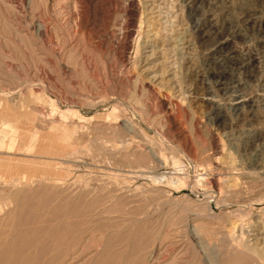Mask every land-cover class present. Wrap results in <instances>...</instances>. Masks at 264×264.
<instances>
[{"label": "rangeland", "instance_id": "rangeland-1", "mask_svg": "<svg viewBox=\"0 0 264 264\" xmlns=\"http://www.w3.org/2000/svg\"><path fill=\"white\" fill-rule=\"evenodd\" d=\"M143 2L0 0V264H264V0Z\"/></svg>", "mask_w": 264, "mask_h": 264}, {"label": "bare ground", "instance_id": "bare-ground-1", "mask_svg": "<svg viewBox=\"0 0 264 264\" xmlns=\"http://www.w3.org/2000/svg\"><path fill=\"white\" fill-rule=\"evenodd\" d=\"M150 0H144V2L143 3H146V9L148 8L149 10H151L152 8H154V5H155V3L157 4V0H151V4H149L150 5V8H149V5L147 4L148 2H149ZM176 0H170V4L172 3V2H175ZM180 1V0H179ZM184 1V0H183ZM169 2V1H168ZM131 5V4H130ZM162 5V4H161ZM169 5V4H168ZM165 6V5H164ZM168 7H170V8H172V6L171 5H169ZM160 9H158V11H159ZM248 17H250V16H248ZM235 19H237V18H235ZM245 19V18H244ZM229 21V20H228ZM261 21V20H260ZM259 25H261V24H259ZM43 27V26H42ZM239 36V34L235 31V30H233V31H231L230 33H228V35H226V36H221L219 39H218V41L216 42V47H218V48H224V47H227V45L233 40V39H235V38H237ZM231 49V48H230ZM228 52V51H227ZM245 54V53H244ZM252 53L250 52V51H248L247 53H246V59H247V61L249 62V63H251V61L254 59V57L251 55ZM233 62V61H232ZM223 66V65H222ZM242 66V65H241ZM242 68V67H241ZM254 79V78H253ZM259 99V98H258ZM238 100V99H237ZM176 159V158H175ZM178 159V158H177ZM173 162H176V161H178V160H172ZM179 178V177H178ZM18 182V181H17ZM181 186V185H180ZM256 186V185H255ZM33 188V187H32ZM31 191V190H30ZM258 191V190H257ZM257 194V193H256ZM26 200V199H25ZM92 206V205H91ZM60 218H62V217H60ZM75 226V225H74ZM23 227V226H22ZM27 227V226H26ZM62 229V228H61ZM21 231V230H20ZM74 232V231H73ZM138 232V231H137ZM2 233V232H1ZM23 233V232H22ZM20 236V235H19ZM135 236V235H134ZM228 239H229V242H231V244H232V247H230V243L228 244V246L230 247V248H232V250H234V251H232V253L233 252H235V250H241V247H242V249H244V251H246V252H251V253H254V254H256V255H260L261 256V250L259 249V248H257V244L253 241V242H249L250 240L249 239H247V237L245 236L244 237V233H243V231L241 230L240 231V234L239 235H234V233L232 232V233H229L228 235ZM136 237V236H135ZM147 237V236H146ZM252 237V236H251ZM31 238V237H30ZM124 238V237H123ZM137 238V240H138V237H136ZM140 238V237H139ZM121 240H123V239H121ZM253 240V239H252ZM142 241V240H141ZM194 241V240H193ZM136 242V244L138 243V241H135ZM146 242V241H145ZM48 243V242H47ZM148 243V242H147ZM31 244V243H30ZM56 244V243H55ZM141 244V243H140ZM144 244V243H143ZM149 244V243H148ZM218 244V243H217ZM223 244V243H222ZM264 244V243H263ZM216 245V244H215ZM54 246V245H53ZM71 246V245H70ZM133 246V245H132ZM136 245L134 244V247H135ZM213 247L212 248H214L215 250H216V246L214 247V245H212ZM228 246H227V248H228ZM5 247V246H4ZM8 247V246H7ZM50 247V246H49ZM144 247V246H143ZM220 247V246H219ZM42 247L40 246V249H41ZM72 248V247H71ZM136 248V250H138V248H137V246L135 247ZM226 248V247H225ZM130 249H131V247H130ZM213 249V250H214ZM219 249V248H218ZM222 249V248H221ZM25 250V249H24ZM136 250H134L132 253H134V252H136ZM142 250V249H141ZM145 250V249H144ZM198 250V249H197ZM201 250V249H200ZM230 250V249H229ZM228 250V251H229ZM216 251H218V250H216ZM261 251V252H260ZM65 252V251H64ZM1 253V252H0ZM47 253V252H46ZM197 253V252H196ZM218 253V252H217ZM29 254V253H28ZM227 254V253H226ZM234 254V253H233ZM17 255V254H16ZM216 255V254H215ZM223 255V254H222ZM225 255V254H224ZM249 255H251V254H249ZM135 256V255H134ZM138 256V255H137ZM248 256V255H247ZM155 257V256H154ZM199 257V256H198ZM30 258V257H29ZM136 258H138V257H136ZM200 258V257H199ZM218 258V257H217ZM256 258V257H255ZM135 259V258H134ZM157 259V258H156ZM258 260V259H257ZM54 261V260H53ZM150 261V260H149ZM171 261V260H170ZM219 261V260H218ZM24 262V261H23ZM198 262V261H197ZM201 262V261H200ZM199 262V263H200ZM30 263V262H29ZM39 263V262H38ZM53 263V262H52ZM170 263V262H169ZM36 264V263H35ZM198 264V263H197ZM204 264V263H203ZM210 264H218V262H217V259H213L211 262H210ZM261 264V263H260Z\"/></svg>", "mask_w": 264, "mask_h": 264}]
</instances>
